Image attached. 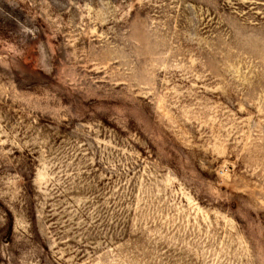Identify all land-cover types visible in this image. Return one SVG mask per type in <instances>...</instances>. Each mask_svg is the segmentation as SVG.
I'll return each instance as SVG.
<instances>
[{"label":"rangeland","instance_id":"1","mask_svg":"<svg viewBox=\"0 0 264 264\" xmlns=\"http://www.w3.org/2000/svg\"><path fill=\"white\" fill-rule=\"evenodd\" d=\"M0 264H264V0H0Z\"/></svg>","mask_w":264,"mask_h":264}]
</instances>
